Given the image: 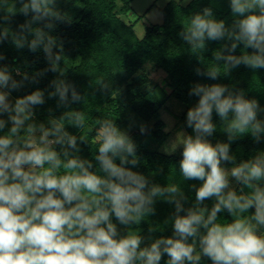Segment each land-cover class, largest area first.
I'll use <instances>...</instances> for the list:
<instances>
[{
    "label": "clouds",
    "instance_id": "1",
    "mask_svg": "<svg viewBox=\"0 0 264 264\" xmlns=\"http://www.w3.org/2000/svg\"><path fill=\"white\" fill-rule=\"evenodd\" d=\"M19 2L17 9L0 0L7 10L5 20L17 12L31 14L19 31L0 30V43L11 38L17 49H42L48 66L32 75L16 69L19 80L0 66V131L11 125L0 135V264H160L165 254L166 264H201L202 257L211 264H264V151L238 163L230 152L231 143L245 135L257 143L264 139V119L258 118L264 108L258 101L227 84L191 87L189 95L198 101L187 111L186 126L194 135L181 133L179 169L184 180L201 184L191 185L195 202L186 208L188 197L181 186L150 184L133 170L140 162L137 146L114 119L98 120L94 128L96 167L78 154L79 144H89L88 139L67 130L84 129L83 111L50 114L46 123H38L35 109L45 104L44 90L10 99L26 81L35 83L52 72L58 76L50 82L48 98L58 97V107L82 100L63 78L67 68L61 67L62 49L50 34L54 21L66 19L56 8L57 0ZM229 6L236 17L230 26L205 7L190 16L179 33L198 53L206 41H227L214 52L215 65L197 68V75L216 80L240 65L264 68V0H229ZM41 22L42 27H33ZM240 45L244 51L237 55ZM4 59L0 54V61ZM214 112L228 142L213 144L208 139L217 131ZM140 131L145 133L146 126ZM157 199L175 207L169 217L173 235L142 247L144 237L133 226L155 214ZM208 200L214 201L211 208ZM222 212L229 214L230 222L219 218ZM118 225L126 229L123 234Z\"/></svg>",
    "mask_w": 264,
    "mask_h": 264
},
{
    "label": "trees",
    "instance_id": "2",
    "mask_svg": "<svg viewBox=\"0 0 264 264\" xmlns=\"http://www.w3.org/2000/svg\"><path fill=\"white\" fill-rule=\"evenodd\" d=\"M8 3V6L14 4L17 9L21 6L19 0H8ZM132 3L133 0H57L56 8L66 19L54 21L55 28L50 34L57 38L62 49L61 67L67 68L63 78L75 87L82 100L58 107V97L48 98V92L52 91L50 82L58 76V73L52 72H47L35 83L26 81L23 87L12 91L11 95L16 99L36 89L45 91V104L35 109L36 122H44L50 114L59 117L68 110L83 111L84 129L67 126V130L73 135H84L88 139L89 144H79L81 151L78 154L81 158L92 160L96 167L98 164L94 156L98 145L95 143L94 128L98 120L114 119L120 128L128 131L137 146L140 162L133 170L148 177L150 184L167 186L176 183L181 186L188 197L185 204L187 208L195 202V191L191 185L198 187L201 181L183 179L179 169L182 154L166 156L159 151L168 139V135L164 133V123L156 121L160 111L172 98L183 103L186 107L182 117L183 125L190 135H194L192 129L186 126V114L198 101V97L189 95L195 83L227 84L234 90H243L246 98L256 99L260 107L264 108V68L253 70L240 65L229 76H220L216 80L197 75V68L204 71L215 65L213 54L227 41H206V48L198 53L190 48L179 33L183 30V25L188 23L189 17L205 7H211L214 18L224 20L230 26L236 17L231 13L229 0H191L187 5L173 0L161 11L162 24L147 27L142 38L137 36L134 26L121 19V15L133 10ZM6 16V8L0 7V30L7 27L10 31L17 32L19 25L30 19L31 14L25 17L17 12L8 20L4 19ZM42 26V22L33 25ZM242 48L243 45L238 46L235 54H241L244 51ZM0 54L5 57L0 61V66H7L17 80L20 76L16 75V69L32 75L48 66L42 49L36 52L27 47L17 49L11 38L0 43ZM219 63L222 65L223 61ZM148 66L166 74V87L153 81L147 70ZM218 70L223 73L225 68L220 66ZM3 118L7 120L5 116ZM258 118L264 119V112H260ZM213 123L216 124L217 131L208 139L213 144L216 143V137L219 142H228L227 135L221 130L220 118L215 112ZM141 125L146 126L143 134L140 131ZM8 127L9 124L0 131V135H4ZM262 151L264 139L257 143L250 134L230 145V152L236 157L237 163ZM224 166L230 168L232 165ZM213 202L208 200L205 203L211 208ZM154 208V215L133 226L139 229L143 237L152 241L170 235L173 228L169 217L175 211L173 204L162 199H157ZM218 216L229 222L232 219L227 212ZM113 222H116L115 218ZM150 229L153 231L150 232ZM167 260L165 254L160 264H166ZM201 264H211V261L202 257Z\"/></svg>",
    "mask_w": 264,
    "mask_h": 264
},
{
    "label": "rangeland",
    "instance_id": "3",
    "mask_svg": "<svg viewBox=\"0 0 264 264\" xmlns=\"http://www.w3.org/2000/svg\"><path fill=\"white\" fill-rule=\"evenodd\" d=\"M171 1L173 0H133L132 3L133 10L128 14L121 15V19H123V21L126 24L134 26L137 36L139 38H142L145 35L147 27L152 25L162 24L163 15L161 11ZM176 1H182L183 5H187L191 2V0H187V2L186 0H176ZM147 70L153 81L159 83L164 87L167 86L165 82L166 74L163 71L152 69L151 66H148ZM10 99L13 102L15 100L12 97V95L10 96ZM185 112H186L185 105L180 101H178L177 99L172 98L162 108L158 118L156 119L157 122L161 121L162 123H164L165 126L164 133L168 135V139L159 149V151L166 156L182 154V145H179L178 143L181 139L182 134L190 135L182 122V117ZM4 116L7 118V114H5ZM47 119L48 117L45 118L44 121L45 123L47 122ZM39 122L42 121H38V123ZM215 139L216 142H218L217 137ZM232 186L235 188H239V185H237L234 180L232 181ZM118 227L120 228L122 234L126 231V229L123 226L118 225ZM172 235H173V229L170 232V235L167 237H171ZM151 242H153L152 239L144 237V243L141 246L142 247L148 246Z\"/></svg>",
    "mask_w": 264,
    "mask_h": 264
}]
</instances>
